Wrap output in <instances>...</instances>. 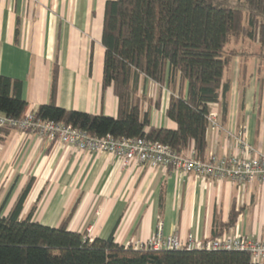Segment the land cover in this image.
<instances>
[{"label": "crops", "instance_id": "crops-1", "mask_svg": "<svg viewBox=\"0 0 264 264\" xmlns=\"http://www.w3.org/2000/svg\"><path fill=\"white\" fill-rule=\"evenodd\" d=\"M113 0H0V74L22 82L27 113L50 102L52 75L58 72L57 105L116 118L119 103L103 90L105 6ZM251 57V56H250ZM233 60L229 112L222 130H208L211 154H237L234 136L264 153V77L261 62ZM143 112L151 126L175 130L166 117L170 95L141 80ZM149 100L156 103L149 105ZM193 151L191 147L186 154ZM33 179L20 218L68 229L90 240L113 236L139 248L161 229L163 236L213 239L216 226L233 224L224 236L264 241V185H237L165 168L124 166L108 153H88L47 143L32 133L11 131L0 140V212L7 216ZM224 228V227H223Z\"/></svg>", "mask_w": 264, "mask_h": 264}, {"label": "trees", "instance_id": "trees-1", "mask_svg": "<svg viewBox=\"0 0 264 264\" xmlns=\"http://www.w3.org/2000/svg\"><path fill=\"white\" fill-rule=\"evenodd\" d=\"M229 1H108L102 34V87L111 88L117 97L118 116L60 108L57 69L50 102L41 105L35 116L97 138L111 135L159 142L178 155H187L192 147L195 158L204 160L210 113H218L220 130L228 117L231 81L225 76L241 55L238 45L244 41L259 44L253 55L264 57V0H238L244 1V9L232 7ZM232 44L236 48L230 49ZM142 79L169 92L165 114L176 124L175 130L151 126L149 113L142 110L147 97L138 95ZM153 103L149 100V105ZM27 109L22 82L0 74V113L17 120ZM11 131L15 130L9 126L0 128V140ZM33 183L31 179L7 216L0 212V264H255L248 253L240 251H154L118 244L113 236L90 240L70 231L66 222L57 228L34 222L33 210L21 219ZM232 224L233 220L224 228L216 226L213 239L223 237L224 229Z\"/></svg>", "mask_w": 264, "mask_h": 264}, {"label": "built area", "instance_id": "built-area-1", "mask_svg": "<svg viewBox=\"0 0 264 264\" xmlns=\"http://www.w3.org/2000/svg\"><path fill=\"white\" fill-rule=\"evenodd\" d=\"M212 131L220 130L218 113L208 117ZM9 126L18 132L32 133L47 143L69 145L91 154L108 153L121 160L124 166L132 164L165 168L185 174H194L208 180H228L237 185H264V153L256 150L247 141L243 132L234 136V155L217 156L197 160L194 150L187 155H178L170 147L147 139H116L111 135L97 138L71 125L41 120L34 112L21 119H10L0 113V128ZM140 248L160 250H207L240 251L250 255L255 264H264V241L247 236H223L200 241L190 235L182 240L178 235L163 236L161 229Z\"/></svg>", "mask_w": 264, "mask_h": 264}, {"label": "rangeland", "instance_id": "rangeland-1", "mask_svg": "<svg viewBox=\"0 0 264 264\" xmlns=\"http://www.w3.org/2000/svg\"><path fill=\"white\" fill-rule=\"evenodd\" d=\"M232 1H229V5H231L232 7H235V8L244 9V7H245L244 1H241V2L238 1V0H232ZM258 45L259 44L256 45V44H252V43L250 45V43L244 41V42H241L238 45L239 48L237 47L238 52L241 53L240 57H242L243 54H246L248 56V58L250 59V63L251 62L253 63L252 67H254L256 65V63L258 64V61H256L255 58H253V56H254L253 54H255V52H256V50L254 48H256ZM229 48L233 49V48H236V46H234L232 44V45L229 46ZM258 58H259V60L261 62V68L263 69L262 71H263V77H264V57L263 56H258Z\"/></svg>", "mask_w": 264, "mask_h": 264}]
</instances>
